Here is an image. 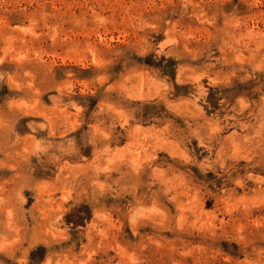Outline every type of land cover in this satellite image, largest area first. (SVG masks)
<instances>
[{"label": "rangeland", "instance_id": "obj_1", "mask_svg": "<svg viewBox=\"0 0 264 264\" xmlns=\"http://www.w3.org/2000/svg\"><path fill=\"white\" fill-rule=\"evenodd\" d=\"M0 264H264V0H0Z\"/></svg>", "mask_w": 264, "mask_h": 264}]
</instances>
